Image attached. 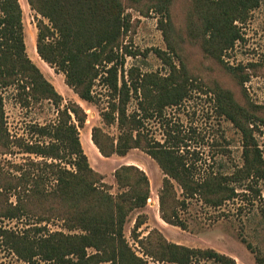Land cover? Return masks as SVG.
<instances>
[{
    "label": "trees",
    "instance_id": "trees-1",
    "mask_svg": "<svg viewBox=\"0 0 264 264\" xmlns=\"http://www.w3.org/2000/svg\"><path fill=\"white\" fill-rule=\"evenodd\" d=\"M156 1L153 8L168 16L169 0ZM260 2L197 0L195 12L200 22L197 39L204 53L220 59L232 49L241 38L237 24L244 23ZM27 3L40 16H36L35 25L38 57L62 73L66 85L83 102L95 103L93 86L97 79L106 86V106L99 115L106 126H114L118 133L111 136L99 127L92 128L91 141L99 154L104 158L124 157L131 150H140L163 173L158 203L164 223L186 230L180 212L187 210L191 199H198L207 208L218 209L240 196L249 200L237 188L245 187L246 191L258 195L251 183L264 180V161L251 127L256 119L238 105L230 92L216 89L212 96L216 113L241 134L242 165L231 173L214 171L212 167L197 173L198 167L189 161L188 152L181 149L182 140L173 131L167 133L163 143L148 134L146 122L164 121L166 108L182 105L192 81L186 71L173 67L166 77L141 73L135 67L124 71L126 57L137 55L120 44L129 27L122 0H27ZM0 11L3 14L0 80L7 86L17 82L14 85L22 107L39 101L56 105L61 96L26 55L18 1L0 0ZM245 81L241 77L240 82ZM132 100L137 101V107L129 112ZM2 116L0 102L1 119ZM58 117L54 125L32 127L33 132L48 138V142L23 144L25 153L53 162L30 160L27 164L14 165V174L0 167V190L12 192L15 197L12 203L0 202V218L26 221V228L20 232L0 228V245L27 264H145L129 248L124 226L132 212L146 207L150 195L146 174L135 166H121L114 172L119 193H109L102 176L90 167L79 140L78 131L86 123L84 110L76 103H69L65 110L58 112ZM21 141H17L19 145ZM4 142L3 146L7 147L9 141L4 139ZM7 176L14 185L8 181L9 187L3 189ZM174 184L178 186L179 196ZM50 219L61 221L63 228L79 233H51L45 225ZM144 220L143 216L137 217L133 235ZM242 242L255 256V263L264 264V253ZM89 248L96 253L89 255ZM153 256L173 264L199 260L236 264L232 258L211 249H192L166 242L158 245Z\"/></svg>",
    "mask_w": 264,
    "mask_h": 264
},
{
    "label": "rangeland",
    "instance_id": "rangeland-1",
    "mask_svg": "<svg viewBox=\"0 0 264 264\" xmlns=\"http://www.w3.org/2000/svg\"><path fill=\"white\" fill-rule=\"evenodd\" d=\"M17 1L22 12L26 55L61 96V101L56 105L48 101L29 102L27 107H22L18 102L17 86L14 85L17 82L7 86L0 80L3 113L2 119L0 118V167L14 174V165L27 164L30 160L38 163L53 162L25 153L23 144L48 142V138L33 132L32 127L56 124L58 112L65 110L69 103H76L86 113V123L78 131L82 149L92 170L102 176V183L109 189V193H119L114 172L121 166H135L148 178L150 195L146 207L132 212L124 226L126 242L136 256L145 264H173L153 256L158 245L166 242L192 249H211L232 258L236 264H256L255 256L246 249L242 241L250 244L255 251L264 253V180L251 183L259 192L257 196L246 191L245 187H240L237 192L240 195L245 193L249 200H243L240 196L218 209L207 208L198 199L189 200L187 210L180 212L186 230L164 223L160 219L158 203V191L164 176L155 161L140 150H131L124 157L104 158L91 141L93 127H99L111 136L118 133L114 126H106L99 115L106 106V86L97 79L93 86L95 103L81 101L66 85L65 76L38 57L35 25L36 16H40L30 8L27 0ZM196 2L197 0H169L168 16H163L153 8L157 5L156 0H122L129 27L121 37L120 44L137 55L126 57L123 69L127 71L135 67L141 73H153L160 77L169 75L172 67L186 71L192 81L187 86L188 97L182 105L166 108L164 121L146 122V130L160 143L164 142L167 133L173 131L182 140L180 146L188 152L189 161L198 167L197 173L208 167H212L214 171L231 173L236 166L242 165L241 134L228 120L216 113L212 93L216 89L230 92L238 105L253 114L256 119L255 124L251 125L253 136L264 161V0H261L257 9L249 13L244 23L237 24L241 38L220 59L207 56L197 39L200 35V22L195 12ZM2 16L0 11V18ZM1 27L0 24V29ZM241 77L246 78L244 83L240 82ZM136 107L137 101L132 100L129 112ZM3 138L9 141L7 147L3 146ZM21 139L22 144L19 145L17 141ZM66 167L71 170L70 166ZM8 181L12 184L7 176L3 189L9 187ZM174 185L179 196L178 186ZM0 196V202L3 200L5 203H12L15 199L12 192L0 190ZM139 216L145 217L144 224L133 235V227ZM55 219H50L45 224L51 233H79L66 230L61 221ZM0 228L20 232L26 228V221L0 218ZM87 253L92 255L96 252L89 248ZM0 264L27 263L13 251L0 245ZM191 264L215 263L199 260Z\"/></svg>",
    "mask_w": 264,
    "mask_h": 264
}]
</instances>
